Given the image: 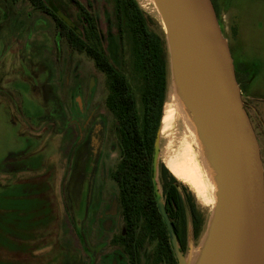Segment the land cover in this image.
<instances>
[{
  "label": "rangeland",
  "instance_id": "rangeland-1",
  "mask_svg": "<svg viewBox=\"0 0 264 264\" xmlns=\"http://www.w3.org/2000/svg\"><path fill=\"white\" fill-rule=\"evenodd\" d=\"M46 1L57 7V14L60 17H63L62 12L65 11L72 16V20L76 21L75 11L68 8L66 0ZM77 1L93 15L97 30L105 46L107 38L115 32L108 0ZM137 2L143 12L162 29L155 15L141 6L138 0ZM241 5L244 6L242 8L243 25L240 28L241 50L252 55L255 47L263 61L264 0L261 2H258V0H245L242 1ZM217 6V21L221 33L227 43H231L233 46L236 36L235 11H231L232 13L228 15L219 3ZM235 6L239 7L238 4ZM66 21L68 20L66 19ZM151 29L157 30L153 25ZM125 59V57L122 60L119 59L118 64L120 67L122 66L121 68L129 79L132 92L138 98V78ZM0 62L3 71L1 73V93L2 96L11 101L12 105L9 115L6 117L3 114V111H5L4 104L0 101L3 104L0 105V134L4 132V135L7 133L11 136V130H8L9 123H7L9 116L10 120L15 123L14 129H20L21 120L27 119L35 133L40 134L42 129L46 131L42 137L43 140L40 142L41 147L43 146L42 150L35 151L40 143L39 139L33 140L27 151L30 154L27 156H7L8 150L19 152L23 149V137H17V140L9 141L6 136L0 135V251L10 254L14 250L21 251L29 248L28 245L31 241L27 240L32 238H35L36 242L34 246H30V248H34L33 250L46 247L50 244V241L60 243V233L62 231L60 220L63 216V210L59 206L58 198L62 162L59 157L58 143L55 142L56 138L53 139L52 131L50 128L47 129L49 123H56V126L63 125L57 116L60 105L62 107L67 105L68 108L72 109L78 103L87 106L85 104L86 98L91 96L93 97L91 106L95 108L97 104L99 107H96L95 110L98 108L99 111L105 113L101 119H107L108 113L107 109L103 107L105 97L103 76L95 71L90 59L84 54L71 50L63 37L58 38L52 20L48 16L35 11L26 0H0ZM233 63L239 74L242 101L247 104L248 115L254 125V111L251 107L253 106L251 95L254 83L252 72L248 69L250 67L246 68L237 62ZM41 69H43L42 72ZM21 78L25 80V83L21 81ZM33 82L44 84L46 91H41L42 96L33 94L34 90L31 88ZM169 83L168 70L166 100L169 94ZM36 92L40 93L38 90ZM84 110L89 111L87 107H84ZM74 115V112L73 115L65 114L69 121L76 119ZM105 123L101 133V137L104 134L101 144L103 157H101L102 160L99 163L103 170L107 171L113 168L117 160V151L112 147L114 141L110 135L108 136L109 126L113 125L111 128H114L112 116H108ZM263 130L264 126L257 129L261 145L264 144V136L261 133ZM70 139L68 138V144L71 142ZM19 154L22 153L19 152ZM262 158L264 169V156ZM160 164L163 166L161 161ZM11 166L26 171L30 176L29 180L26 183L14 181L13 177H16V172L12 171V168L9 169ZM173 178L179 187L185 188L186 192L190 194L201 217V228L196 237L192 235L188 215L185 216L184 220L187 243L191 242L193 251H196L202 241L211 211H206L200 206L185 183L175 177ZM156 181L158 190L162 194V182L159 179V174ZM79 193L76 204L79 205L78 209L81 211V216L84 204L88 205L89 199L91 200V190L89 188L86 195L83 189ZM50 200L54 203H51ZM41 234L42 237H38ZM49 234L52 236L50 237ZM0 264L12 263L1 260Z\"/></svg>",
  "mask_w": 264,
  "mask_h": 264
},
{
  "label": "water",
  "instance_id": "water-1",
  "mask_svg": "<svg viewBox=\"0 0 264 264\" xmlns=\"http://www.w3.org/2000/svg\"><path fill=\"white\" fill-rule=\"evenodd\" d=\"M162 23L173 90L214 171L216 203L196 251L179 247L157 176L160 122L153 142L157 211L177 264H264V170L241 99L229 46L210 0H153ZM158 20V19H157ZM166 102V101H165Z\"/></svg>",
  "mask_w": 264,
  "mask_h": 264
},
{
  "label": "flooded vegetation",
  "instance_id": "flooded-vegetation-1",
  "mask_svg": "<svg viewBox=\"0 0 264 264\" xmlns=\"http://www.w3.org/2000/svg\"><path fill=\"white\" fill-rule=\"evenodd\" d=\"M210 1L213 5L216 18L218 3L228 15L232 13L231 11H235V29L237 30L240 23V21L238 22L240 19L239 17L243 16L242 8L244 6L241 4L242 1L245 0ZM261 1L263 0H258V2ZM236 4H238L239 7H236ZM228 46L233 62L241 64L238 62V58L234 54L235 51H233L231 43H228ZM249 67L252 72V78H254L251 95V99L253 100V106L251 107L254 111V125L252 119L249 118L247 104L243 102V105L254 130L259 145L260 157L263 160L262 156H264V144L261 145L257 129H261L264 126V60L262 61L261 56L255 47L254 58L252 59V64ZM42 70L43 69H41V72ZM234 70L236 80L240 90L242 91L238 78L239 74L237 73L235 65ZM1 73H3V71L0 62V101L3 102L5 107L3 114L7 117L12 109V105L9 99L2 96ZM21 79V81L25 83V80L23 78ZM103 79L105 83L103 107L107 109L108 116H112L113 118V115L105 104L108 89L104 76ZM31 88L34 90L33 94L38 96L39 94L42 96L43 93L41 94V91H46L44 84L41 85L39 83L35 84L33 82ZM37 90L40 93H37ZM92 101L93 97L88 96L85 103L87 106L79 105L78 103L75 104V108L73 109L68 108L67 105L65 107L60 105L57 110V116L63 123V127L60 124V126H56V123H49V127H47V129L50 128L52 131L51 133H53L54 136L53 139L56 138L55 142L58 143V150L60 152L59 157L62 162L60 168V173H62L59 179L60 189L58 203L63 210L62 218L64 219L61 218L60 220V226L62 227V231L60 233V243L58 244V242L54 243L50 241V244L46 247L33 250L34 248H30V246H34V244H36L35 238L28 239L27 241H31V243L28 245L29 248H26L25 250H14L10 254H5L3 253L4 251H0V262L2 260L11 262L12 264H173L167 256V247L162 241L161 235L154 232L155 228L160 230V226L154 227L153 225L154 222L158 221L154 217H127L122 213V203L119 190L113 180V175L119 159L116 145L117 132L115 121L113 118L115 129L111 128L113 125L109 126L110 129L108 130V136L110 135L111 139L114 141L112 142V147L117 151V160L111 170L105 171L101 167L99 161H101V157H103L101 144L104 134L101 137V133L104 123L107 122L108 116L105 120L101 119L105 113L99 111L98 108L95 110L96 107L99 106L97 104L95 108L91 106ZM3 104L0 103V105ZM84 107H87V110L89 111L84 110ZM73 112L75 114L74 118L76 119L69 121L65 114L73 115ZM7 123H9L8 130H11V136L7 133L4 135V132L0 135L3 134L9 141L17 140V137H23L24 139L23 149L19 151L22 154L14 152V150H8L7 156H27L30 154L27 151L31 142L39 139L40 143L43 140L42 137L44 133L46 132L42 129L40 134L35 133L27 119L21 120V127L18 130L14 129L15 123L10 120V116ZM261 133L264 136V130ZM68 138H71V142H69V144ZM105 140H107V136L105 137L104 142ZM42 147L40 143L35 151L38 152L42 150ZM11 168L12 171L16 172V177H13L14 181L17 183H26L29 180L30 176L26 171H22L18 167L15 168L14 166H11L9 169ZM89 188L91 190V200L89 199L88 205H86V203L84 204L82 215L80 216L81 211L78 209L79 205L76 204V198L78 194H80L79 191L81 192L83 189L86 195ZM51 203L54 202L51 201ZM165 211L170 221L172 230L174 231L176 220L173 216H171V211L167 205L165 206ZM160 220L163 224L161 217ZM183 231L184 238L180 236L181 231L178 227L176 228L175 233L177 235L176 238L180 250L185 254L187 248V238L184 225ZM49 236L51 237L52 235L49 234ZM38 237H42V234ZM48 239L50 238L48 237ZM168 244L171 250L169 240ZM175 264H177L176 261Z\"/></svg>",
  "mask_w": 264,
  "mask_h": 264
},
{
  "label": "trees",
  "instance_id": "trees-1",
  "mask_svg": "<svg viewBox=\"0 0 264 264\" xmlns=\"http://www.w3.org/2000/svg\"><path fill=\"white\" fill-rule=\"evenodd\" d=\"M26 1L35 11L52 20L58 38L63 37L71 50L84 54L92 61L95 71L105 77L108 89L105 104L113 115L117 132L119 159L113 180L119 190L122 213L127 217H154L158 221L154 222V227L160 226V230L155 228L154 232L161 235L167 256L175 264L155 206L152 183L153 142L168 89V59L161 27L143 12L137 0H108L115 32L104 46L93 15L77 0L66 1L68 8L75 11L78 24L65 11L60 17L53 3ZM152 25L157 30L151 29ZM124 57L138 78V98L118 64ZM159 179L164 204L176 220L174 234L178 227L179 235L184 238V218L188 215L192 235L196 237L201 217L192 197L161 164Z\"/></svg>",
  "mask_w": 264,
  "mask_h": 264
},
{
  "label": "bare ground",
  "instance_id": "bare-ground-1",
  "mask_svg": "<svg viewBox=\"0 0 264 264\" xmlns=\"http://www.w3.org/2000/svg\"><path fill=\"white\" fill-rule=\"evenodd\" d=\"M138 1L162 25L153 0ZM159 153L167 171L190 188L204 210L212 211L216 203L215 174L204 155L192 119L173 90L162 110Z\"/></svg>",
  "mask_w": 264,
  "mask_h": 264
},
{
  "label": "crops",
  "instance_id": "crops-1",
  "mask_svg": "<svg viewBox=\"0 0 264 264\" xmlns=\"http://www.w3.org/2000/svg\"><path fill=\"white\" fill-rule=\"evenodd\" d=\"M240 19L238 20V22L240 21L239 23V26L236 30V37H235V40H234V45L232 46L233 47V51H235V55L236 57L238 58V62L241 63V65L245 66V67H249L251 66L252 64V59L254 58V53L251 55V54H248V53H245L244 51L241 50V38H240V32H241V26L243 25V22H242V17H239ZM250 69V68H249Z\"/></svg>",
  "mask_w": 264,
  "mask_h": 264
}]
</instances>
